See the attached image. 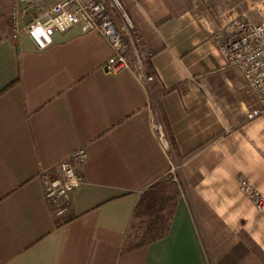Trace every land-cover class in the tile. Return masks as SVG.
I'll return each mask as SVG.
<instances>
[{"label": "crops", "instance_id": "0c3cea01", "mask_svg": "<svg viewBox=\"0 0 264 264\" xmlns=\"http://www.w3.org/2000/svg\"><path fill=\"white\" fill-rule=\"evenodd\" d=\"M24 1L0 8V264H264V212L239 187L246 175L264 193V119H247L257 98L214 38L231 17L193 0H121L154 51L148 85L136 66L105 70L112 48L96 32L57 30L44 50L14 37ZM56 1L31 0L32 18ZM227 69L246 101L231 98ZM154 100L181 192L168 234L125 251L142 234L138 201L171 166ZM80 147L85 179L58 214L40 175Z\"/></svg>", "mask_w": 264, "mask_h": 264}, {"label": "built area", "instance_id": "2783aa9c", "mask_svg": "<svg viewBox=\"0 0 264 264\" xmlns=\"http://www.w3.org/2000/svg\"><path fill=\"white\" fill-rule=\"evenodd\" d=\"M13 36L24 30L35 46L44 50L53 43L54 33L79 26L86 32H96L106 38L112 54L105 63L108 73L125 69L139 70V75L150 85L156 76L148 74L145 63L154 56V51L143 44L141 32L121 0H58L35 19L20 27L18 3L11 9ZM1 32V28H0ZM226 63L237 67L248 87L257 98V103L247 111V119H264V16L252 21L246 13L234 15L215 33ZM151 129L161 146L171 153L172 146L159 109L151 102ZM171 157V155H170ZM88 158L85 147L77 148L50 169L41 173L45 196L58 214L67 211L72 192L84 182L79 170ZM180 165L171 157L168 178L179 183ZM239 187L264 212V193L246 175L239 177Z\"/></svg>", "mask_w": 264, "mask_h": 264}, {"label": "trees", "instance_id": "16d2710c", "mask_svg": "<svg viewBox=\"0 0 264 264\" xmlns=\"http://www.w3.org/2000/svg\"><path fill=\"white\" fill-rule=\"evenodd\" d=\"M149 68L150 63L147 61L145 70L148 74L150 73ZM155 105L160 111V117L165 127L169 130L171 144L175 148L176 142L168 117L158 102L155 101ZM180 192L179 185L166 177L161 178L145 190L134 212V219L140 220L142 223V234L136 243L127 245L125 251L149 244L168 234Z\"/></svg>", "mask_w": 264, "mask_h": 264}, {"label": "rangeland", "instance_id": "374dc122", "mask_svg": "<svg viewBox=\"0 0 264 264\" xmlns=\"http://www.w3.org/2000/svg\"><path fill=\"white\" fill-rule=\"evenodd\" d=\"M14 0H0V8L5 6V4L9 2H13ZM250 1V5H252V9L248 10L246 7H248ZM31 0H25L23 2L24 5H21V11L22 16L20 19V27H24L27 23H29L33 18V9L34 5L30 4ZM193 6L196 8H208L210 9L213 13H218V15H224V16H229L232 17L235 14H241V13H246L247 16L252 20V21H258L261 20V18L264 16V0H193ZM38 12L36 13L35 16H39L42 13L41 8H39L38 5ZM242 11V12H241ZM257 17V18H254ZM32 18V19H31ZM222 27V25L219 27V29ZM218 29V30H219ZM217 30V31H218ZM231 69H227L224 71V73L229 77L228 79L230 82H233L230 86L234 88H230V90H233V92L230 93V96L234 100H247L246 95L251 94L252 92H247V90H239L237 85L234 82V78L231 74ZM224 83L227 82L225 81ZM235 86V87H234ZM254 106V105H253ZM252 106V107H253ZM251 108V107H250ZM178 184V183H176ZM179 185V184H178ZM138 224V222H137ZM142 227V226H141ZM137 225L135 227V231H138Z\"/></svg>", "mask_w": 264, "mask_h": 264}]
</instances>
